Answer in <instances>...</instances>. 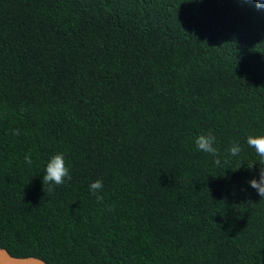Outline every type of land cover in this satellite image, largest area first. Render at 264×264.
I'll list each match as a JSON object with an SVG mask.
<instances>
[{"label":"trees","instance_id":"obj_1","mask_svg":"<svg viewBox=\"0 0 264 264\" xmlns=\"http://www.w3.org/2000/svg\"><path fill=\"white\" fill-rule=\"evenodd\" d=\"M257 3L0 0V248L49 264H264L248 183L264 165L246 143L264 135ZM209 132L221 166L196 147ZM58 153L72 179L46 193Z\"/></svg>","mask_w":264,"mask_h":264},{"label":"clouds","instance_id":"obj_2","mask_svg":"<svg viewBox=\"0 0 264 264\" xmlns=\"http://www.w3.org/2000/svg\"><path fill=\"white\" fill-rule=\"evenodd\" d=\"M261 7H264V4L257 3V8L259 9ZM13 135L19 136L20 130L19 129L13 130ZM215 141H216L215 135L209 132L207 134L198 135L195 139V144L199 151L213 156L214 163L217 166H221V160L219 159L218 150L215 147ZM246 143L250 148L254 149L255 153L260 158L259 164L264 165V135H258V136L249 135L247 137ZM241 152H242V148L238 143H234L229 148V153L234 157L239 156ZM25 162L28 164H32V159L30 155L25 157ZM65 178H67L68 180L72 179L69 172V168L66 166L64 155L62 153L55 154L50 158L49 162L47 163L45 174L43 175L44 190L46 191V193L48 191H52L53 189L52 187L45 188V185H50V186L62 185L65 182ZM248 183L251 188L257 191L258 195L261 197V200H264V167L260 166L259 179L253 178ZM102 189H103L102 180H96L89 185V191L94 196H96L98 200L103 199L102 196L97 195V193L100 192ZM2 259L5 261H10L13 258L9 257L7 253H5ZM16 259H19L24 262H31L33 260L38 259V257L28 255V256L18 257Z\"/></svg>","mask_w":264,"mask_h":264},{"label":"water","instance_id":"obj_3","mask_svg":"<svg viewBox=\"0 0 264 264\" xmlns=\"http://www.w3.org/2000/svg\"><path fill=\"white\" fill-rule=\"evenodd\" d=\"M5 253H7V255L13 259L10 261L3 260L2 258L4 257ZM16 258L18 257L12 256L7 250L0 248V264H49L39 258L31 262H24Z\"/></svg>","mask_w":264,"mask_h":264}]
</instances>
